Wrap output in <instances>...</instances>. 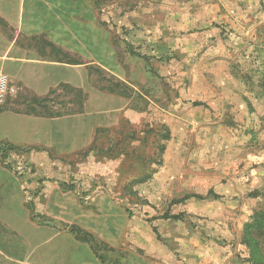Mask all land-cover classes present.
<instances>
[{"label":"rangeland","instance_id":"1","mask_svg":"<svg viewBox=\"0 0 264 264\" xmlns=\"http://www.w3.org/2000/svg\"><path fill=\"white\" fill-rule=\"evenodd\" d=\"M172 4L161 19L185 29L182 47L125 51V80L109 75L108 88L140 112L93 143L92 167L140 221L125 248L169 251L151 257L165 264H264V0Z\"/></svg>","mask_w":264,"mask_h":264},{"label":"crops","instance_id":"2","mask_svg":"<svg viewBox=\"0 0 264 264\" xmlns=\"http://www.w3.org/2000/svg\"><path fill=\"white\" fill-rule=\"evenodd\" d=\"M174 1L0 0V68L14 88L0 105V264H165L151 257L173 256L123 246V238L140 241V221L108 195L92 146L140 112L108 88L109 75L125 80V51L182 47L185 29L161 19L176 13Z\"/></svg>","mask_w":264,"mask_h":264},{"label":"trees","instance_id":"3","mask_svg":"<svg viewBox=\"0 0 264 264\" xmlns=\"http://www.w3.org/2000/svg\"><path fill=\"white\" fill-rule=\"evenodd\" d=\"M143 45V44H142ZM141 45V46H142ZM141 46H140V44L139 45H137V46H135L134 48H130V49H128L127 51H129L130 53H134L136 50H137V48L138 49H141ZM145 48H147L148 50H150V47H151V45L149 44H146L145 43V46H144ZM147 50H145V52H146ZM259 86H261V88L262 89H264V73H263V75H262V77H261V80H260V82H259ZM162 137H164L165 139H168L169 138V133H168V129H166V130H164L163 131V133H162ZM14 148L15 147H13V146H6L5 147V149H4V151H8V150H14ZM264 195V194H263ZM189 197V195H185V196H183L182 198H180L178 201H182V200H185V199H187ZM86 239L87 240H90V241H92V242H94V240H93V238L91 237V236H86Z\"/></svg>","mask_w":264,"mask_h":264},{"label":"built area","instance_id":"4","mask_svg":"<svg viewBox=\"0 0 264 264\" xmlns=\"http://www.w3.org/2000/svg\"><path fill=\"white\" fill-rule=\"evenodd\" d=\"M14 88L9 85L7 74L0 68V105H2L9 92H13Z\"/></svg>","mask_w":264,"mask_h":264}]
</instances>
